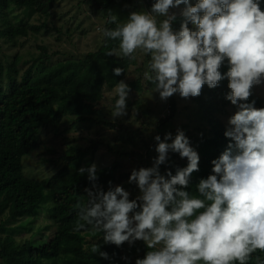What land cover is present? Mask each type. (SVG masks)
Masks as SVG:
<instances>
[{
	"label": "clouds",
	"instance_id": "9594fccd",
	"mask_svg": "<svg viewBox=\"0 0 264 264\" xmlns=\"http://www.w3.org/2000/svg\"><path fill=\"white\" fill-rule=\"evenodd\" d=\"M180 28L174 29L177 13ZM104 35L119 42L106 55L135 59L140 50L150 55L145 78L162 101L174 94L198 97L203 87L216 88L228 79L226 99L237 106L229 118L225 136L230 142L212 161V173L200 179L194 195L186 189L199 171L200 155L182 129L154 139L152 166L133 169L128 183L107 190L98 183L97 165L81 167L91 186L85 188L86 203L74 205L76 231L90 227L102 233L105 244L121 247L145 242L149 251L136 264H248L252 254L264 253V107L248 102L252 88L264 84V9L260 0H155L150 11H133L125 22L110 13ZM191 24V27L189 26ZM227 61L226 73L221 71ZM116 76L124 69L116 67ZM118 99L112 118L127 115L130 86L115 85ZM187 159L186 167H170L171 154ZM161 165L169 166L162 173ZM93 254L111 259L101 245ZM128 259V257H123Z\"/></svg>",
	"mask_w": 264,
	"mask_h": 264
},
{
	"label": "trees",
	"instance_id": "16d2710c",
	"mask_svg": "<svg viewBox=\"0 0 264 264\" xmlns=\"http://www.w3.org/2000/svg\"><path fill=\"white\" fill-rule=\"evenodd\" d=\"M146 1L149 4L155 2ZM57 2L0 0V38L16 44L21 36L38 33L47 23L33 24L28 17L38 14L47 18ZM115 2L104 0L102 5L99 4L107 16L106 29L116 27V24L108 23L109 7ZM16 8L22 9V15H15ZM182 19L177 14L174 29L180 28ZM1 45L0 42V50ZM113 48L118 51L119 42L104 36L96 51L81 58L70 56L53 60L47 48L41 47L39 55L32 59L17 53L11 62L0 61V264H136V260L144 258L149 251L142 240L130 247L124 244L117 247L105 244L103 234L90 227L75 230L78 210L74 205L78 201L86 203L85 188L91 186L87 173H79L89 147H70L60 157L62 165L50 176L38 179L25 172L24 159L42 145L43 133L58 128L68 116L78 115L81 121L92 119L91 115L98 112L96 104L102 99L106 84L125 79L129 68L137 63L129 57L106 55ZM26 63L29 64L21 73L22 64ZM116 67L124 69L122 75L114 74ZM228 68L225 61L221 71L226 73ZM89 74L94 75L93 85L78 86L80 78ZM228 83L225 78L216 88L205 85L200 96L192 97L201 123L182 124L186 136L197 145L200 153L199 171L192 174L186 189L194 195H198L200 179L212 173V161L230 142L224 134L228 121L222 117L228 115L227 106L232 104L226 99L230 91ZM129 86L141 88L140 80H133ZM252 101L264 107L261 96L252 93L248 102ZM170 107L171 113L158 119L156 124L157 134L162 139L166 134L165 127L173 123L176 113L174 95L170 97ZM171 160L174 162L170 165L173 174L177 166H187L179 154L173 153ZM167 167L161 165L163 173ZM97 171L98 183L105 190L109 181L115 186L129 178L119 160L97 168ZM43 216L48 220L36 227L37 220ZM25 234L29 236L21 242L16 240ZM95 244H100L101 251L108 252L111 259L93 254L91 247ZM248 264H264V253H253Z\"/></svg>",
	"mask_w": 264,
	"mask_h": 264
},
{
	"label": "rangeland",
	"instance_id": "374dc122",
	"mask_svg": "<svg viewBox=\"0 0 264 264\" xmlns=\"http://www.w3.org/2000/svg\"><path fill=\"white\" fill-rule=\"evenodd\" d=\"M102 2L104 0H58L47 18L38 14L28 17L30 23L46 22L47 26L38 33L21 36L16 44L6 43L4 38H0V61L11 62L17 53L26 59H32L39 55L41 47L47 48L53 60L70 56L81 58L90 51H96L103 43L107 23V16L100 7ZM197 2L198 0H191L193 5ZM260 4L264 9V0H260ZM151 7L152 3L149 4L146 0H116L109 7V12L116 14L119 22L123 23L133 11H150ZM184 7L185 5H180L170 11L179 14ZM14 13L22 15V9L16 8ZM134 55L137 63L129 68L123 80L129 85L133 80L139 79L141 88L130 87L127 115L112 118L111 109L118 99L114 91L117 83L106 84L103 97L96 104L98 112L91 115L92 119L81 121L78 115L68 116L58 128L43 133L42 145L24 159L28 175L38 179L50 176L62 165L60 157L72 146L90 148L81 162L82 167L95 163L100 168L119 160L123 164V171L128 172L130 177L134 168L152 166L153 157L157 155L154 150L157 143L154 139L157 135L156 124L158 119L171 113L170 98L166 102L162 101L159 93L154 91V86L145 78V72L149 71L150 56L140 50ZM28 64H22L21 73ZM93 82L94 75L89 74L84 79L80 78L78 86L91 87ZM252 93L264 99V84L254 86ZM174 97L177 109L173 123L164 130L165 133L171 132L173 137L177 129H182L186 135L182 124L201 123L192 97L182 98L178 93ZM255 107L261 108L257 105ZM227 111L228 115H222L226 122L237 111V106L229 104ZM191 145L199 153L197 145ZM181 160L187 165L186 158ZM161 171L163 173L162 168ZM128 180L129 178L122 180L119 185L131 193L130 199H134L139 194V189L135 183H128ZM47 220L44 216L40 217L35 226L38 227ZM26 236L29 235L25 234L16 240L21 242ZM124 245L130 247L128 242Z\"/></svg>",
	"mask_w": 264,
	"mask_h": 264
}]
</instances>
